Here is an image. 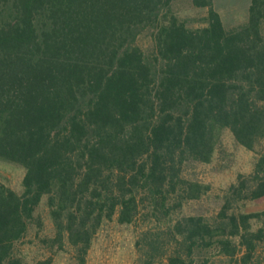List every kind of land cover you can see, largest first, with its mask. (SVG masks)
<instances>
[{
	"label": "trees",
	"instance_id": "1",
	"mask_svg": "<svg viewBox=\"0 0 264 264\" xmlns=\"http://www.w3.org/2000/svg\"><path fill=\"white\" fill-rule=\"evenodd\" d=\"M174 0H0V161L23 166L22 193L0 181V264L29 261L22 244L43 227L86 264L109 222L142 221L139 264H264V0L227 27L213 0L200 27ZM151 32L150 50L137 44ZM228 131L257 153L212 215L187 214L211 185L208 165Z\"/></svg>",
	"mask_w": 264,
	"mask_h": 264
},
{
	"label": "rangeland",
	"instance_id": "2",
	"mask_svg": "<svg viewBox=\"0 0 264 264\" xmlns=\"http://www.w3.org/2000/svg\"><path fill=\"white\" fill-rule=\"evenodd\" d=\"M251 0H213V8L220 14L227 27L242 25L247 21ZM173 12L185 20L189 27L196 28L204 24L207 8L194 6L191 0H174ZM137 44L145 50L152 46L151 32L146 31L137 39ZM257 153L249 151L235 142L228 131L222 135L221 145L208 165L196 164L187 167L186 176L198 179L211 185L209 195L199 201L188 202L185 207L187 214L212 215L219 208L220 196L231 185L236 183L238 175L250 174L255 165ZM25 174L23 166L0 161V181L18 193H22V179ZM264 202H247L246 210L261 209ZM43 219V227L30 228L21 247L29 261L51 256L52 264H77L72 247L66 243L63 250L46 247L41 238L53 236L54 230L43 203L38 209ZM143 227L142 221L133 225H119L115 221L104 225L95 237L88 253L86 264H139V253L136 241ZM213 264H229L222 255L213 257ZM153 264H168L166 259Z\"/></svg>",
	"mask_w": 264,
	"mask_h": 264
}]
</instances>
